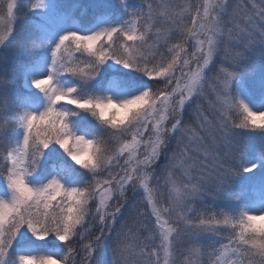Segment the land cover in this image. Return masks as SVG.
Instances as JSON below:
<instances>
[{
	"label": "snow or ice",
	"instance_id": "obj_1",
	"mask_svg": "<svg viewBox=\"0 0 264 264\" xmlns=\"http://www.w3.org/2000/svg\"><path fill=\"white\" fill-rule=\"evenodd\" d=\"M18 7L7 0L0 14V50L15 38ZM178 8L172 0H119L118 12L109 0L71 8L34 0L40 22L16 66L26 91L8 88L16 71L0 76V264H80L77 243L95 264L137 190L150 211L136 220L148 228L150 215L154 226L142 237L125 223L112 264H264V92L258 99L245 83L264 69V0ZM221 53L231 66L210 77ZM257 82L264 89V73ZM209 88L210 113L197 104ZM186 106H195V123H185ZM245 132L258 142L251 157L238 138ZM210 193L231 206L197 214L194 203ZM50 237L62 247L42 252ZM213 238L227 243H213L205 261ZM185 239L193 247L181 252Z\"/></svg>",
	"mask_w": 264,
	"mask_h": 264
},
{
	"label": "trees",
	"instance_id": "obj_2",
	"mask_svg": "<svg viewBox=\"0 0 264 264\" xmlns=\"http://www.w3.org/2000/svg\"><path fill=\"white\" fill-rule=\"evenodd\" d=\"M133 1L136 4L142 5V6L144 4H146L147 2H150V0H133ZM58 2L63 4L65 6V8H71V6L74 3H79L81 5H91L92 3H94V0H58ZM235 2H236V0H232L233 4ZM6 3H7V0H0V14L6 13ZM109 3H111L113 5V7L117 10V12L119 11V0H109ZM172 3H173V6L185 5V7H187L189 4L193 5L194 7H195V5L199 6L201 4L200 0H172ZM32 4H34V0H19V7H18V17L19 18H18V23L15 26V38L10 42V46L8 47V48H13V50H7V51L0 50V67H2V70L0 71V76L5 75V73L3 71V68H4L3 63L5 62L4 57L6 56V54L12 53L16 59H19V57H22V53H20V51L23 53H26L24 50V47H23L24 38L26 36L31 35V33L34 30V27H33L32 23L30 22L31 11L29 10L30 6ZM92 14H93V9L89 8L88 15H87L86 19L88 18L91 20ZM77 15H79V9H77ZM193 15H194V13H193ZM191 18H192V16L186 15V21L189 23V26H190ZM180 40H181L180 36L175 35V36H173L171 43H177V42H180ZM169 46H171V45H169ZM188 46H189L188 47V51H189V48H190L189 42H188ZM161 50L164 51L163 48ZM166 55H167V53H166ZM222 56H223L222 53L218 55L217 63H219V59ZM14 61H16V60H14ZM17 64H18V61L15 62V68H14V70H17V77H16L14 82H10L11 83L10 86L12 87L10 90H13L14 92H22L24 89L23 75H22V73L19 72V69L16 67ZM224 66L227 67V65H224ZM105 69H106V71L103 73V75L107 76L111 70L108 69L107 66H105ZM260 71L264 73V69H259L257 71V73ZM245 78L248 81L249 85L254 90L255 85L257 83L256 76L255 77L246 76ZM197 104L202 106L204 108V110L208 113H210L212 111L211 107L208 105V100L205 98V96L203 98L199 99L197 101ZM185 116H186L185 123H188L189 121H192L193 123H195V106H191V107L186 106ZM234 118L238 119V117H234ZM12 126H13L12 124H9V128ZM170 126H171V121L169 122V127ZM255 135H256L255 133H246L245 132V133H241L240 137H238L239 139L243 140L244 143L248 146V151L245 153V155L248 157L254 155L258 150V142L254 139ZM60 151L62 152V149ZM174 151H176L175 140L172 141L170 149L168 150V155L170 156L171 153ZM55 159H56V157L53 156V158H51L49 160L47 167H51L52 163L55 162ZM164 162H165L164 159H162L160 165L157 166V172L158 173L162 170V165L164 164ZM77 168H79V166H77ZM80 171L85 173L86 178L88 177V174L85 172V170L80 169ZM256 175H259V171H257ZM0 181H4L3 177H0ZM153 187H156V185H153ZM160 192L165 193V194L168 193V187H166L164 185L163 179H160ZM140 197H141V192L138 193L135 191H129L127 193L126 202H130V201L133 202L134 200L139 201V203L136 204V206H138V207L134 208L133 216H136L139 211H150V206L145 204L144 200L140 199ZM169 202L170 201H169L167 195L161 197V203L168 204ZM194 208L196 210V213L200 214L205 210L204 209L205 205L202 202H200V203L195 202ZM210 209H212L214 211H223L224 210L222 203H215ZM134 218H135V220L123 219V218L118 220L117 224L115 225V227L112 230L111 237H108L106 240H104V243L109 242V244L106 246H109L110 248H106V249L111 254V256H109V258L105 260L106 262L108 260H110L111 257H113L112 248H113V245L115 244L114 242L117 240L118 234L121 233V232L120 233H118V232L123 228L125 223H127V225H130L128 227L131 228L133 230V232H135L137 230V228H139L140 235L142 237H147L149 234L148 229L152 228L154 226V222H155L154 217H151L150 215L147 216L146 220H145V222L148 225V228L140 227V223L136 220V217H134ZM142 219H145V218H142ZM89 223H91V221H89ZM99 232H100L99 227L94 228L92 230V232L89 234V238L95 240L96 236L99 235ZM221 242L227 243V240L223 239V238H213L211 240H205L204 241L203 252H204L205 261L207 260V253L210 251L211 245L214 243L218 246ZM40 243L42 245V247H41L42 252H46L47 249L52 247V246L62 247L60 242L55 241L51 237L49 238V242H47V243L40 242ZM74 247L81 249L80 254L78 257H76V259H78L80 261V264H85L84 252L82 251V247H83L82 244L77 243L76 245H74ZM192 247H193V244L189 240L185 239L181 244L180 250H181V252H184L186 249L192 248ZM13 251L16 252V248H14ZM102 253H103V249H101V248L97 249V252L94 254L95 264H102V261H101Z\"/></svg>",
	"mask_w": 264,
	"mask_h": 264
},
{
	"label": "rangeland",
	"instance_id": "obj_3",
	"mask_svg": "<svg viewBox=\"0 0 264 264\" xmlns=\"http://www.w3.org/2000/svg\"><path fill=\"white\" fill-rule=\"evenodd\" d=\"M205 3V0H202V3H201V5H203ZM195 6H198V5H195ZM183 7H185V5H180L179 6V8H183ZM249 7H251V3H249ZM179 8H178V10H179ZM38 18V17H37ZM38 22H40L39 21V18H38V20H37V23ZM189 43H190V48H189V53H191L192 51H194V47H193V45H194V41L193 40H189L188 41ZM222 57L219 59V63H217V58H216V60L214 61V70L213 71H211L210 73H209V76L210 77H212V76H216V75H218V70H219V68L221 67V66H224V65H227V67H230L231 65H230V61L229 60H226L225 59V56H224V54L222 53ZM218 64V65H217ZM195 67V62L193 63V68ZM261 73H263V72H258L257 74L258 75H256V78H257V80L256 81H258V79H259V77H260V75H261ZM245 80H246V78H245ZM245 83L247 84V82L245 81ZM248 85V84H247ZM258 85V82L256 83V85H255V88H254V90L256 89H258V95H261V93L262 92H264V89H261L260 87H259V85ZM258 87V88H257ZM251 90H252V88H250ZM253 91V90H252ZM254 92V91H253ZM204 96H205V98L209 101L210 99L212 100V99H214V93H212L211 92V89L209 88V90L208 91H206L205 92V94H204ZM210 97V98H209ZM176 175H177V177L179 178V179H183V177H181L180 176V173H179V171L176 173ZM238 190V189H237ZM135 192H141V191H139V190H137V191H135ZM140 199H143V193L141 192V197H140ZM198 203H200V202H202L204 205H205V208L204 209H210L215 203H222V206H223V208H224V210L226 209V208H229L231 205L229 204V202H227V201H225V200H221V199H219V198H214V194L213 193H210L207 197H205L203 200H200V201H197ZM91 240H93V239H91ZM104 240H106V238H104L103 240H102V243H101V246L99 247V248H101V249H103V253H102V256H101V261H102V264H112V262H113V257H111V259L110 260H108L107 262L105 261L106 259H108L109 258V256H111V254L107 251V249L106 248H110L109 246H106V245H108L109 244V242H107V243H104ZM114 243H116V241L114 242ZM111 244V243H110ZM112 245V244H111ZM98 248V249H99Z\"/></svg>",
	"mask_w": 264,
	"mask_h": 264
}]
</instances>
